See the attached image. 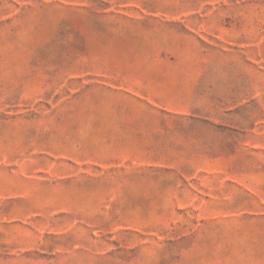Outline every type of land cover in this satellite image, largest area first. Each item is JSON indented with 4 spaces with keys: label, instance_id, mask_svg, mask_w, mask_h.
Segmentation results:
<instances>
[{
    "label": "rangeland",
    "instance_id": "1",
    "mask_svg": "<svg viewBox=\"0 0 264 264\" xmlns=\"http://www.w3.org/2000/svg\"><path fill=\"white\" fill-rule=\"evenodd\" d=\"M0 264H264V0H0Z\"/></svg>",
    "mask_w": 264,
    "mask_h": 264
}]
</instances>
